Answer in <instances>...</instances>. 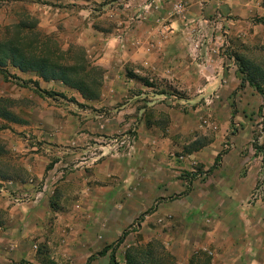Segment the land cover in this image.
I'll list each match as a JSON object with an SVG mask.
<instances>
[{"label":"rangeland","instance_id":"rangeland-1","mask_svg":"<svg viewBox=\"0 0 264 264\" xmlns=\"http://www.w3.org/2000/svg\"><path fill=\"white\" fill-rule=\"evenodd\" d=\"M160 1L0 0L1 43L44 57L50 37L103 71L94 100L2 69L0 189L20 213L28 264H129L134 254L147 262L145 252L172 264H264V88L245 81L249 67L264 72V12L254 39H236L216 3ZM151 46L165 60L127 54Z\"/></svg>","mask_w":264,"mask_h":264},{"label":"trees","instance_id":"trees-1","mask_svg":"<svg viewBox=\"0 0 264 264\" xmlns=\"http://www.w3.org/2000/svg\"><path fill=\"white\" fill-rule=\"evenodd\" d=\"M18 28L33 30V27H29L22 22L19 24ZM25 51L26 48L24 47L19 48L10 43L0 42V75L3 77L6 76V73H4L2 69L9 65L24 73L33 72L46 82L60 81L69 88L79 91L84 98L96 99L103 71L89 63L81 49L75 50L70 48L64 52L52 42L50 37H44V57L41 56L43 49L39 50L40 55L34 56V54H32V57L28 56ZM251 71H253V69L249 67L245 74V81L259 93H263L264 72L259 71L262 78L257 79V76L253 75ZM106 255V248L97 254L99 257H105ZM149 255L148 252H145L142 257H147L146 259L148 261L145 262L144 259H141V263L138 260L141 258L139 254L128 255V262L129 264H172V262L164 259H155L153 256L148 257ZM109 258L110 264H118L114 255H110ZM93 260L94 258H89L87 264H91ZM195 261L196 259L192 258L190 264H194Z\"/></svg>","mask_w":264,"mask_h":264},{"label":"crops","instance_id":"crops-1","mask_svg":"<svg viewBox=\"0 0 264 264\" xmlns=\"http://www.w3.org/2000/svg\"><path fill=\"white\" fill-rule=\"evenodd\" d=\"M49 1V0H46ZM50 1H58L59 5L62 7H68L71 5L76 4L77 7H103L104 9H107L111 7L113 4V0H50ZM181 1V0H162L160 2L162 7H167L171 5V3ZM186 1V0H185ZM193 6H196L197 4L202 3L200 0H189ZM206 4H217L223 11L229 10L230 14L233 16V20H231V27L234 29V35L236 39H241V37H244V35L248 37V39H254L255 33L254 30L251 31L254 26V19L257 14V10L264 12V5H260L259 1L261 0H205ZM156 3V2H155ZM208 6V5H207ZM185 11V10H184ZM182 12V14H187L185 12ZM176 23V22H175ZM174 25V24H173ZM172 29V27H170ZM245 28L247 29V32L244 31ZM182 31H177L173 35V43L176 46H180L184 39L183 33H180ZM173 33V32H172ZM138 48V47H137ZM162 48V46H161ZM159 48V51L162 52V49ZM139 54H137L133 48L130 50L128 56L131 57H143L145 58V55L147 56L146 60H149V62H157L165 60L164 54L158 52V48L155 49L153 46L150 48L146 47L144 48H138L137 49ZM125 54V53H124ZM98 58V59H97ZM104 62L100 56L96 57V63H102ZM112 67V66H109ZM7 191L4 189H0V212L2 214L8 216L6 221L4 223H1L0 221V227L3 225V229L0 231V264H28L27 261L32 260V251L30 249V245L27 244V242L24 240L22 241L20 238H17L16 232H17V226H20L17 217V213L20 214L16 208L14 207H7L8 199L9 197L6 196ZM225 199L229 200L232 196L234 199V195H223ZM232 200V199H231ZM50 207H49V198L47 196H44V219L46 216L50 213ZM264 252V248L259 249V252ZM104 258V257H103ZM102 259V258H100ZM95 260V259H94ZM93 260V261H94ZM92 261V262H93ZM95 264H100V260L94 261ZM246 264H249V259H245Z\"/></svg>","mask_w":264,"mask_h":264},{"label":"built area","instance_id":"built-area-1","mask_svg":"<svg viewBox=\"0 0 264 264\" xmlns=\"http://www.w3.org/2000/svg\"><path fill=\"white\" fill-rule=\"evenodd\" d=\"M175 9H176V11H177L178 13H181L182 10H183V5H182L181 3H177V4L175 5ZM171 30H172V29H171L170 27H164V29H163V31H164L165 34L170 33Z\"/></svg>","mask_w":264,"mask_h":264}]
</instances>
